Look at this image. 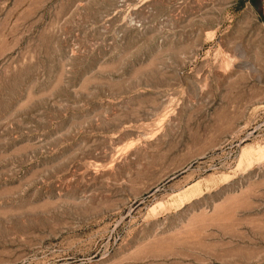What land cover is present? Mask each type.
<instances>
[{
    "label": "rangeland",
    "instance_id": "374dc122",
    "mask_svg": "<svg viewBox=\"0 0 264 264\" xmlns=\"http://www.w3.org/2000/svg\"><path fill=\"white\" fill-rule=\"evenodd\" d=\"M0 264H264V0H0Z\"/></svg>",
    "mask_w": 264,
    "mask_h": 264
}]
</instances>
